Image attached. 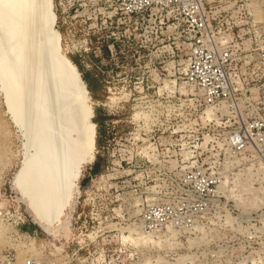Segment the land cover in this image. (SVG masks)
<instances>
[{"label":"rangeland","instance_id":"374dc122","mask_svg":"<svg viewBox=\"0 0 264 264\" xmlns=\"http://www.w3.org/2000/svg\"><path fill=\"white\" fill-rule=\"evenodd\" d=\"M50 2L58 46L91 86L94 158L58 219L38 224L20 172L35 153L33 89L49 97L53 82L26 81L17 121L10 76L0 75V264L11 254L56 264H264V164L251 146L227 141L245 122H264V0H204L213 31L232 39L237 94L225 111L204 106L185 82L187 41L175 19L128 18L113 0ZM50 98L42 103L56 145Z\"/></svg>","mask_w":264,"mask_h":264},{"label":"bare ground","instance_id":"6f19581e","mask_svg":"<svg viewBox=\"0 0 264 264\" xmlns=\"http://www.w3.org/2000/svg\"><path fill=\"white\" fill-rule=\"evenodd\" d=\"M54 19L50 0H0V28L7 44L0 50V75L10 76L3 79L8 80L9 108L17 121L25 120L26 81L34 77V86L53 82L49 97L39 87L33 89L35 121L33 127L28 124L32 127L28 130H34L35 153L21 166L19 184L37 223L44 226L58 219L77 189L83 165L94 158L88 152L95 137V124L89 121L90 97L78 69L58 46V32L52 28ZM29 63L33 65L25 69ZM50 97L61 124L56 145L47 134L49 119L42 103ZM205 112L208 115L211 111Z\"/></svg>","mask_w":264,"mask_h":264},{"label":"built area","instance_id":"2783aa9c","mask_svg":"<svg viewBox=\"0 0 264 264\" xmlns=\"http://www.w3.org/2000/svg\"><path fill=\"white\" fill-rule=\"evenodd\" d=\"M116 13L131 17H143L147 12L158 13L167 20L175 19L182 26L183 37L187 41V51L183 78L186 83L197 88L204 106L217 107L225 111L233 108L237 88L228 68L233 59L229 48L231 36L213 31L204 0H113ZM217 34V35H215ZM237 45V44H236ZM229 145L243 149L253 148L264 164V122L251 119L243 129L232 130L227 135ZM152 227L151 221L147 224ZM1 264H56L34 256H26L19 262L14 255H8Z\"/></svg>","mask_w":264,"mask_h":264},{"label":"trees","instance_id":"16d2710c","mask_svg":"<svg viewBox=\"0 0 264 264\" xmlns=\"http://www.w3.org/2000/svg\"><path fill=\"white\" fill-rule=\"evenodd\" d=\"M68 57V56H67ZM72 62V61H71ZM73 63V62H72ZM74 64V63H73ZM75 65V64H74ZM76 66V65H75ZM83 79V78H82ZM84 80V82L86 83V87H87V89H88V95H89V91H91V86H90V84H89V82H88V80L87 79H83ZM89 97H90V95H89ZM91 99V98H90ZM92 121V120H91ZM93 122V121H92ZM94 123V122H93ZM95 124V123H94ZM96 126V125H95ZM95 140V139H94ZM100 167V164H99V162L98 161H96V162H94V165H93V171H96L98 168Z\"/></svg>","mask_w":264,"mask_h":264},{"label":"water","instance_id":"95a60500","mask_svg":"<svg viewBox=\"0 0 264 264\" xmlns=\"http://www.w3.org/2000/svg\"><path fill=\"white\" fill-rule=\"evenodd\" d=\"M76 68H77V66H76ZM77 69H78V68H77ZM78 72H79V75H80L79 78H82L79 70H78ZM82 81H84V80L82 79ZM83 87H84V89H86V91H88L85 82H84V84H83Z\"/></svg>","mask_w":264,"mask_h":264}]
</instances>
